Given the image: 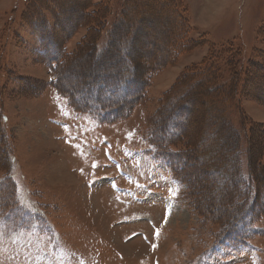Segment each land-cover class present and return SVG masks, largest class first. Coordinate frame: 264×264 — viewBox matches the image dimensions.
I'll use <instances>...</instances> for the list:
<instances>
[{
    "label": "rangeland",
    "instance_id": "374dc122",
    "mask_svg": "<svg viewBox=\"0 0 264 264\" xmlns=\"http://www.w3.org/2000/svg\"><path fill=\"white\" fill-rule=\"evenodd\" d=\"M263 27L264 0H0V180L14 165L0 264H264ZM111 60L141 97L132 89L115 120L76 113L52 87L107 80ZM251 61L263 69L241 93L234 65ZM173 116L185 129L169 167L153 142ZM231 203L244 215L227 230Z\"/></svg>",
    "mask_w": 264,
    "mask_h": 264
},
{
    "label": "trees",
    "instance_id": "16d2710c",
    "mask_svg": "<svg viewBox=\"0 0 264 264\" xmlns=\"http://www.w3.org/2000/svg\"><path fill=\"white\" fill-rule=\"evenodd\" d=\"M95 6L98 7V5H95ZM92 9L93 10L88 11L85 14L83 13L81 15V17H86V18L88 17V18L91 19L94 16H96V13H97L96 10L97 9L96 10H95V8H92ZM55 11H56V8L53 11L54 14H55V15H53L54 18L57 16ZM78 17H80V15H78ZM43 18H44V20H46V17H40L38 15H34V16H32V19H31V22H30L31 31L34 33V35L38 36L42 40L50 38L47 35V30L46 29H48V28H46V27L44 28L45 23L42 21ZM84 21H85V18H84ZM75 22L76 21H74L72 23V27H70L71 28L70 30L68 28H65L66 32L65 31L64 32L67 33V35L70 34L69 37L72 36L75 33V32L72 33L73 32V27L76 26L74 24ZM86 23L87 22H84V25ZM98 24L99 23L94 25V23H92V25H93V34L99 32V27H97ZM67 25H69V24H67ZM78 25H79V23H78ZM122 25H124V23ZM88 26H90V25H88ZM262 30H263V34H264V27L262 28ZM120 37H121V39L124 38L125 40L130 38V37H128V33H126L125 35L123 34ZM120 37L117 36L116 41H121ZM87 38H88V36H87ZM87 40H89V38ZM91 43L93 45V43H94L93 39H91ZM105 43H106L105 47H104V42L101 41V40H100V44H98V46L95 45V51H97V53H96L97 55L107 56L106 53H108V51L110 50L109 49L110 48V43H111L110 39H107ZM50 52L51 51H48V55L50 54ZM48 55L45 54V53L40 54V56H44L45 58H47ZM49 56H50L49 59H51L50 65L56 63L55 67L57 68L58 64H57L56 56L55 55H49ZM59 56L61 58L63 57V55H59ZM102 57L97 59V60H102ZM106 60L107 59L105 57V61ZM118 65H119V62H116V61L110 62V67H112L113 70L108 72L110 77H108L107 80L102 78L105 75L104 76H95V74L93 72L91 74L89 73L85 77V80L82 79V81H80V83L78 85L73 86L72 90H67L64 87L62 88L60 86V84H58L59 86H57L56 84H53L52 87L54 88L55 91L58 92V94L62 98L66 99L68 101L70 107L76 113H78V114H81V113L82 114H84V113L93 114V113H95V115H98L99 118L108 119L109 117H111L113 119V117H115L117 115H121V112H123V109L126 108L125 107L126 106L125 103H131L132 100L134 99L135 95H133L131 93L132 89L134 90V88H135L136 96L138 97V100H141L140 94L138 95L139 90H138L137 85L135 84V82H131V84H129V82H124L123 81V80L126 79V77L120 72V70L118 68H116ZM235 68H237L239 71L242 70L241 67L239 66V63H237V66L234 65V69ZM262 69H263V65L262 64H259L258 62L255 63V62L251 61V63L248 64L247 69H244L243 72L241 71V74H239V71L234 70V89L237 90V89L240 88L241 93H243V90L248 87V85L250 83L249 81H251V77L254 76L253 75L254 73L252 74V72L255 71L256 73H260V71ZM247 71H248V73H246ZM250 73H251V75H250ZM241 79H242L243 82L241 81ZM109 80L112 81V82L109 83L108 82ZM113 80H114V82H113ZM240 83H242V85ZM243 83H244V85H243ZM119 85H120V89L118 91L119 95L114 94V92H115L114 88L119 86ZM240 85H241V87H240ZM81 93H88V95H91L90 97H92L93 100H91V101H89L87 99L81 100L80 97H79V95ZM125 93L126 94H130L133 97L132 96L131 97H127V95ZM122 94H125V95H122ZM116 99H120L121 106L117 104L118 100H116ZM113 101H115V102H113ZM113 120H115V119H113ZM168 125H169V127H168L169 130H172V126H175V128L171 131L170 134L167 131L164 132L165 135L162 134L163 131H160L161 135L159 134L160 132H156V134H155V142H153V145H154V147L156 149L159 150V152L158 151L157 152L160 155V157L162 156V159L166 160L168 162L169 167H171L173 165V158H176V157L178 158L179 157L178 156L179 152L176 153V151L174 152L172 149H170V146H169L170 144L169 143H170L171 140L176 139L177 137H179L178 136L179 135L178 132L181 131V127L183 129H185L184 128L185 127V123H184V120L181 119L180 117L178 118V120H176V116H173L172 118L168 119ZM263 133H264V131H263ZM249 134H250V138H251V135H252L251 131H250ZM214 139L212 138L210 140H213V142H214ZM234 150H235L236 154L237 153L239 154V150H238L237 146H235ZM211 158H213V157H210L209 159H211ZM220 159H224V158L222 156H220ZM8 160H10V155L8 157ZM234 162L236 163L238 161L237 160H235V161L233 160L232 164L230 165V169H233L232 166H234ZM226 166H228V165L226 164ZM13 168H14V165H13V160H12L11 163H10V168L6 171L5 176L0 180V182H2V181L3 182L4 181H9L10 182L11 172H12ZM232 172H233V176H231L232 178L229 176L231 178L230 179L231 183H233L234 186L238 185V183L241 184V186H243L242 182H237L236 180H234V178H233L234 177V170H232ZM248 180L250 181V179H248ZM246 182H248V181H246ZM10 194H11V192H10ZM227 207H228V208H226L227 211L228 212L230 211L229 212L230 213V216H229L230 219L228 218L229 220H227V222H226V224H228L226 226V228H227V230L231 229V228L235 229L234 222H238L237 220L240 219V218H243L244 214H241V213L238 214V212L234 213V203H231ZM242 220H240V222ZM244 223L245 222H243V224Z\"/></svg>",
    "mask_w": 264,
    "mask_h": 264
}]
</instances>
